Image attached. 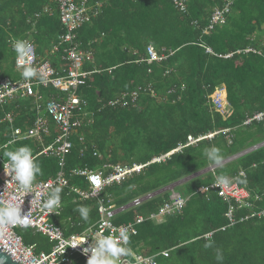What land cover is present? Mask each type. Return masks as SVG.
<instances>
[{"label": "trees", "instance_id": "obj_1", "mask_svg": "<svg viewBox=\"0 0 264 264\" xmlns=\"http://www.w3.org/2000/svg\"><path fill=\"white\" fill-rule=\"evenodd\" d=\"M102 2L100 12L75 32V43L91 54V60L83 65L90 73L77 94L94 113L90 124L70 135L72 146L64 156L62 170L69 185L85 188L84 178L71 176L72 169H99L104 163L148 164L120 183L105 186L97 198L76 204L65 199L63 212L57 220L51 219L59 226L69 220L64 226L75 228L64 230L65 235L79 232L81 226L96 223L101 200L117 210L114 224H126L138 215L145 217L136 225L137 234L130 237L129 247L155 256L157 264H218L217 254L223 257L222 264H264V217L251 216L252 210L264 207V119L242 124L264 110V0H234L225 22L207 33L203 29L210 14L223 0H185L183 12L172 0ZM62 33L55 0H0V78L21 77L14 67L15 39L31 41L37 59H48ZM149 45L173 54L161 62L147 63ZM64 47L60 45L59 53ZM205 47L212 53L205 52ZM246 47L260 53L243 52ZM228 53L230 56H222ZM220 84L225 86L229 104L226 117L214 110L209 98ZM138 87L135 105L105 104ZM40 92L45 98L58 96L49 87L40 88ZM32 100L29 96L0 107V146L8 141L11 127L24 129L33 121L37 112ZM6 111H13L12 126L2 120ZM212 132L211 138L150 162L185 144L188 135ZM20 145L30 146L41 166L42 175L36 180L44 181L58 172V158L37 155L40 145L34 140L6 146L1 156ZM211 146L221 149L223 167L211 164L204 155ZM219 174L236 181L246 179V183H237L250 194L252 206H235L230 225L226 203L213 191H199ZM170 186L186 199L181 212L165 215L160 221L147 218L168 199ZM63 190L61 197L67 189ZM255 194L259 199H254ZM136 198L140 202L133 204ZM80 205L90 208L89 222L80 218ZM17 234L34 253L50 250L47 237L32 229H17ZM209 240L212 247L206 248ZM163 251L168 256L164 257ZM74 259L75 264H86L80 257Z\"/></svg>", "mask_w": 264, "mask_h": 264}, {"label": "built area", "instance_id": "obj_2", "mask_svg": "<svg viewBox=\"0 0 264 264\" xmlns=\"http://www.w3.org/2000/svg\"><path fill=\"white\" fill-rule=\"evenodd\" d=\"M234 0H223L222 5L215 6L210 14L209 21L206 27L203 29V33H207L216 24H222L225 22V15L229 12L230 7ZM58 9V17L63 27V33L59 36L58 45H54L50 50V53H55L58 51L60 45L65 44L66 47L63 49L61 54V60L63 61V66L59 69H55L47 60L37 59L34 44L29 41L35 52V65L38 68H42L45 71V80L40 82L37 79L26 82L22 77L19 79H11L9 77L0 78V105L7 103L14 97H27L33 96L36 99V109H41L40 95L35 91V86H51L58 90L63 97L61 98H49L43 103L46 114L55 123L57 128V134L54 139L41 147L38 154L42 155H54L58 158L59 170L57 174L44 181H35L33 191L36 193L50 191L52 187H62V189L67 188L68 191L74 192L80 198H87L92 196H97L99 191L106 185L111 183H118L124 179L126 175L132 172H139L146 164H135L130 166L127 165H104V168H109L107 173L102 170L93 171L87 168H74L71 170V175L84 176L89 182L88 190H81L76 186L68 184L66 175L64 174L62 168L64 165V156L71 149V141L69 135L71 131L75 128L81 126V120L74 118V112L80 110L85 105V100L80 98L77 94V89L85 84V80L89 75V71L83 69L85 61L91 60L90 52L84 51L78 47L75 43V32L83 24L88 22L92 17L96 16L100 11V0H55ZM174 6L180 10L185 9V0H172ZM243 52H257L254 48L246 47L242 50ZM205 52L212 53L211 49L205 47ZM173 51L161 49L160 51L155 50L152 46L146 47V58L147 63L151 62H161L171 55ZM223 57L230 56V53L222 55ZM14 67L21 71L18 67L17 57L14 58ZM51 69V74H47V70ZM141 87L130 92L120 93L113 100L108 101L109 106H127L134 104L138 98V93ZM151 95L154 94L153 90L148 88ZM212 102L214 110L217 111L222 117H226L229 112V104L226 100V90L225 86L220 84L215 87L213 92L209 95ZM264 119V110L253 113L251 116L245 118L242 124L246 125L252 121H262ZM3 120L11 122L12 116L6 113ZM47 132V127L45 125V119L42 117H37L33 121V124L22 130L18 127L13 128L10 142L15 140H20L24 138H36L41 139L42 135ZM215 132L207 133L204 135H199L193 137L188 135L186 137V142L183 145H178L172 151H178L184 146L191 145L197 141L204 138H211ZM170 151V152H172ZM170 152L153 158L150 162H159L167 157ZM96 154V153H94ZM2 163H7L3 161ZM239 175L244 176V172L240 171ZM99 179L101 183V188L97 189L94 182ZM232 184L225 188L223 186L219 187L215 185V179L207 186H202L199 191L202 193L213 191L221 198L227 205V210L225 216L229 221V225L233 223L232 212L235 206L250 208L251 201L249 200L250 194L245 189V187L240 186L237 181L233 178ZM17 191L16 184L11 181V177L6 175L1 164L0 169V202L9 199ZM32 193H28L23 198V204L21 206V214H25L29 211V216L31 217V223L27 227L28 229L35 230L45 234L48 239L52 242L51 248L48 251H40L34 253L31 245H25L17 234V228H25L20 225H0V251L4 252L12 260L18 264H73L70 255L72 253L80 254L86 261L88 256L83 252L84 248L89 247L92 243L94 245L101 234L109 235V231H106L103 227L105 221L110 222L111 225L118 230L120 227H127L130 234H136V225L145 220L144 216L138 215L136 218L126 224H114L110 219L113 214V208L111 205H104L99 202L98 212L100 218L96 223L88 228L82 234H70L63 235L61 230L49 221V216L53 213L52 210L43 209L40 206V199H34ZM254 199H259V194L254 195ZM185 198L179 193L170 190L169 197L164 201L156 210L147 216L150 219H160L161 216L166 214H173L181 212L185 204ZM31 201V203H30ZM140 198L133 200V204H138ZM251 216L256 218L264 217V207L251 211ZM247 217V216H246ZM245 217V218H246ZM132 234V235H134ZM209 234V233H208ZM207 234V236H208ZM85 237H88L84 240ZM165 251L161 252L163 255ZM90 255V251L88 253ZM149 255L145 254H134L132 258L122 257L118 264H146L147 257ZM164 256V255H163ZM157 264V262H156Z\"/></svg>", "mask_w": 264, "mask_h": 264}, {"label": "clouds", "instance_id": "obj_3", "mask_svg": "<svg viewBox=\"0 0 264 264\" xmlns=\"http://www.w3.org/2000/svg\"><path fill=\"white\" fill-rule=\"evenodd\" d=\"M12 50L16 54L18 67L21 69V77L26 82L33 79L44 82L45 71L38 68L34 63L35 52L32 44L25 39L17 38L12 45ZM47 74H51L50 68L47 70ZM204 155L211 164L223 167V154L219 147L211 146L205 150ZM3 157L7 158V163H2L4 172L11 177V181L15 182L17 191L9 199L0 202V225H20L25 228L30 225L29 211L21 214L23 198L28 193L34 194L31 201L40 199V206L43 209L52 210L61 206L62 187L45 186L50 188V191L44 192L42 190L39 193L33 191L37 177L42 175V169L30 146L20 145L15 149L5 151ZM232 182L231 178L223 174H219L215 178V185L219 187L227 188ZM237 182L246 183V179H237ZM94 185L97 189L101 188L99 179L94 182ZM90 211L86 205H80L77 208L80 218L85 222L90 220ZM103 227L110 234L104 235L102 233L94 245L92 243L83 249V252L88 256L86 264H118L122 257H128L130 254V235L134 233L130 234L127 227H120L116 230L108 221H105ZM208 236L210 238L211 234L209 233ZM86 238L88 237H85L82 243ZM204 246L206 248L212 247L210 240ZM89 251L90 255H88ZM163 255L168 256V252H164ZM216 260L218 264H222L223 257L217 254ZM146 264H156V257L148 256Z\"/></svg>", "mask_w": 264, "mask_h": 264}, {"label": "crops", "instance_id": "obj_4", "mask_svg": "<svg viewBox=\"0 0 264 264\" xmlns=\"http://www.w3.org/2000/svg\"><path fill=\"white\" fill-rule=\"evenodd\" d=\"M101 1V5H100V8L99 9H101L102 8V5H103V2H102V0H100ZM55 4H56V2H55ZM56 7H57V4H56ZM57 12H58V9H57ZM100 12V11H99ZM65 45V44H64ZM65 47H66V45H65ZM64 47V48H65ZM164 49V48H163ZM166 50V49H165ZM52 54V53H51ZM61 54L62 53H59V51L58 52H55V53H53L52 55V60H47V58H42V60H47V61H49V63L55 68V69H59L60 67H62L64 64H63V61L61 60ZM173 54V53H172ZM55 56V57H54ZM83 86V85H82ZM46 87H49V88H53V87H51V86H46ZM81 87V86H80ZM79 87V88H80ZM40 88H45V87H42V86H35V91L37 92V94H39L40 95V102H41V109H36V99L33 97V100H32V104H33V107H35V112H37V115L34 117V118H32L33 119V121L35 120V118H37V117H42L43 119H45V125H46V127H47V132L44 134V135H42V138L41 139H36V138H32V137H30V138H24V139H20V140H34L35 142H37L39 145H40V149H41V147L43 146V145H46V144H48V143H50L53 139H54V137L56 136V134H57V128H56V126H55V123L52 121V119L51 118H49V116L46 114V112H45V109H44V107H43V103L46 101V99H49V98H61V97H63V94H61L58 90H56L55 88H53V90H55L57 93H58V96H52V95H49V96H47L46 98L45 97H43V95L41 94V92H40ZM79 88L77 89V93H78V90H79ZM122 93V92H121ZM45 94V93H44ZM120 94V93H119ZM118 94V95H119ZM117 95V96H118ZM29 96H27V97H18V96H16V97H14L12 100H10V101H8L7 103H5V104H2V105H0V107H2V106H4V105H11L12 104V102L13 101H15L16 99H22V98H28ZM116 97V96H115ZM114 97V98H115ZM80 98H82V97H80ZM114 98H111V99H109L108 101H110V100H113ZM82 99H84V98H82ZM85 100V99H84ZM108 101L105 103L107 106H109L107 103H108ZM85 105L80 109V110H78V111H76V112H74V115H73V117L75 118H78V119H80L81 120V126L80 127H78V128H75V129H73L72 131H71V133H70V135H72L74 132H76L77 130H79V129H81V127H83V126H85L87 123L88 124H90V119H92L93 118V110H90V109H88V105H87V101L85 100ZM136 103V102H135ZM135 103L134 104H130V105H135ZM104 104H102V106H103ZM127 106H129V105H127ZM109 107H112V106H109ZM115 107V106H114ZM121 107H125V106H121ZM5 114L6 113H9L11 116H12V121L11 122H8V121H5V120H3V117H2V120L3 121H5L8 125H10V126H12V123H13V118H14V114H13V111H6V112H4ZM4 114V115H5ZM33 121H30L31 123H29L28 124V126H26L24 129H22V130H25V129H27V128H29L32 124H33ZM13 128H15V127H13ZM13 128L11 127V131H10V134H9V138H8V141L4 144V145H2V146H0V152H1V149H3V148H5L6 146H11L13 143H15V142H17V141H20V140H15V141H9L10 140V138H11V134H12V130H13ZM21 129V128H20ZM70 135H69V139H70ZM79 139L82 141L83 140V136H79ZM45 141H48L47 143H45ZM85 149V147H83L82 148V151H81V154L84 152L83 150ZM173 152V151H172ZM94 153H96V154H94ZM171 153V152H170ZM37 155H40V154H38L37 153ZM93 155L94 156H98V153L96 152V151H93ZM44 156H48V155H44ZM169 156V155H168ZM167 156V157H168ZM3 156H1V154H0V169H1V164H2V162L3 161H7V158L6 157H3ZM104 165H106V163H104L102 166H101V168H99V169H93V171H98V170H102L104 173H107L108 171H109V168H104L103 166ZM107 165H112V164H107ZM121 165V164H120ZM89 170H91V169H89ZM133 173V172H132ZM137 173V172H136ZM57 174V173H56ZM55 174V175H56ZM131 174V173H130ZM129 174V175H130ZM54 175V176H55ZM53 176V177H54ZM71 176H80V175H71ZM126 176H128V175H126ZM125 176V177H126ZM80 177H83L84 178V180L86 181V183H87V187H85V188H80V187H78L77 185H72V186H76V187H78L79 189H81V190H88L89 189V182L87 181V179L84 177V176H80ZM124 177V178H125ZM49 178H52V177H49ZM49 178H47V179H49ZM230 178V177H229ZM36 181H41V180H36ZM122 181V180H121ZM120 181V182H121ZM120 182H118V183H120ZM118 183H111V184H109V185H112V184H118ZM106 186H108V185H106ZM105 187V186H104ZM103 187V188H104ZM102 188V189H103ZM64 189H67V188H64ZM101 189V190H102ZM169 191L172 189V187L170 186V187H168L167 188ZM100 190V191H101ZM62 191H64V190H62ZM100 191H99V193H100ZM62 193V192H61ZM99 193H98V195H99ZM206 193V192H205ZM98 195L97 196H92V197H87V198H80V197H78L77 196V194H75L74 192H71V191H68V189L66 190V194H65V196L64 197H61V206H59L58 208H56V209H53V213L49 216V221L52 223V224H54L56 227H58L60 230H61V232H62V234L63 235H65L64 234V230H69V229H71V228H75L74 226H64L65 225V222L67 221V222H69V220L68 219H64L63 221H61V223H63L64 225L63 226H59V225H57L52 219H51V217L52 218H55L56 220L58 219V218H56V216H58V214L59 213H61V212H63V208H64V205H65V199H71V201L73 202V203H77V202H79V201H84V200H87V199H90V198H97L98 197ZM99 202H101V203H103L101 200H99ZM100 204V203H99ZM104 204V203H103ZM104 205H106V204H104ZM99 206V205H98ZM107 206V205H106ZM112 206V205H111ZM112 208H113V206H112ZM113 214H112V216H111V220L113 219V217H114V215H115V212L117 211L116 209H114L113 208ZM97 211H98V208H97ZM166 215H168V214H166ZM165 216V215H164ZM163 216H161V218H162ZM100 218V214H99V212H98V219ZM161 218L160 219H157V220H155V221H160L161 220ZM97 219V220H98ZM154 220V219H153ZM113 221V220H112ZM66 222V223H67ZM70 223V222H69ZM142 223V222H141ZM141 223H139V224H141ZM138 225V224H137ZM93 226V224H91L90 226H81L80 227V231L79 232H71V233H69V234H67V235H70V234H82L83 232H85L88 228H91ZM137 227V226H136ZM18 230L19 229H24V228H17ZM137 229V228H136ZM35 231V230H34ZM16 232H17V230H16ZM37 232V231H36ZM38 233H40V234H42L41 232H38ZM136 234H137V231H136ZM136 234H134V235H130V237L131 236H135ZM43 236H45V237H47L45 234H42ZM67 235H65V236H67ZM47 239H48V237H47ZM48 241L50 242V244L52 245V242L48 239ZM51 248V247H50ZM129 249H130V254H129V256L127 257V258H132V256L134 255V254H145V255H148L147 253H146V251H134V250H132L130 247H129ZM80 257L81 259H83V261H85V262H87L80 254H77V253H72L71 255H70V257H71V261H72V263L73 264H75V257ZM149 256H151V255H149ZM164 257H166V256H164Z\"/></svg>", "mask_w": 264, "mask_h": 264}, {"label": "water", "instance_id": "obj_5", "mask_svg": "<svg viewBox=\"0 0 264 264\" xmlns=\"http://www.w3.org/2000/svg\"><path fill=\"white\" fill-rule=\"evenodd\" d=\"M0 264H18V263L12 260L10 256H8L7 254L0 251Z\"/></svg>", "mask_w": 264, "mask_h": 264}, {"label": "rangeland", "instance_id": "obj_6", "mask_svg": "<svg viewBox=\"0 0 264 264\" xmlns=\"http://www.w3.org/2000/svg\"><path fill=\"white\" fill-rule=\"evenodd\" d=\"M53 56V55H52ZM52 56H50L47 60H52ZM55 57V56H54ZM253 148V147H252ZM242 154V153H241ZM149 196V195H148Z\"/></svg>", "mask_w": 264, "mask_h": 264}, {"label": "bare ground", "instance_id": "obj_7", "mask_svg": "<svg viewBox=\"0 0 264 264\" xmlns=\"http://www.w3.org/2000/svg\"><path fill=\"white\" fill-rule=\"evenodd\" d=\"M146 56H147V54H146ZM19 79V78H18ZM15 80V79H14Z\"/></svg>", "mask_w": 264, "mask_h": 264}]
</instances>
